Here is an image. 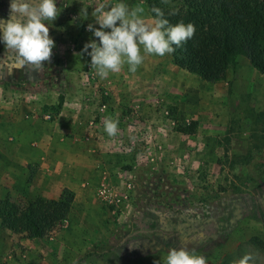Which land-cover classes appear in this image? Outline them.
<instances>
[{
	"label": "rangeland",
	"instance_id": "obj_1",
	"mask_svg": "<svg viewBox=\"0 0 264 264\" xmlns=\"http://www.w3.org/2000/svg\"><path fill=\"white\" fill-rule=\"evenodd\" d=\"M117 2L142 3L146 19H154L150 3L162 0H56L60 15L47 26L66 20L98 28L94 7ZM188 2L162 4L169 15L182 13ZM9 12L10 0H0V19ZM49 34L58 55L61 38ZM2 51L0 41V57ZM151 56L143 62L155 72L145 81L150 93L141 96L145 122L136 108L111 107L119 121L116 136L104 131L102 117L93 119L96 128L85 126L106 136L99 144L79 142L72 125L49 143L52 129L44 125L56 119L64 96L38 113L27 106H39L44 96L15 94L11 80L21 73L0 72V208L56 198L65 188L76 197L41 236L0 224V264H164L169 248L184 245L208 264H232L250 252L264 264V73L236 55L223 79L208 82L175 65L171 55ZM55 63L45 64L32 87L43 77L51 85L75 76L56 72ZM92 81L97 83L87 75L84 84ZM91 97L72 96L68 103L87 106ZM26 120L38 125L32 136Z\"/></svg>",
	"mask_w": 264,
	"mask_h": 264
},
{
	"label": "clouds",
	"instance_id": "obj_2",
	"mask_svg": "<svg viewBox=\"0 0 264 264\" xmlns=\"http://www.w3.org/2000/svg\"><path fill=\"white\" fill-rule=\"evenodd\" d=\"M170 0H162L169 4ZM85 18L87 9H83ZM142 3L129 5L124 2L114 4L99 3L92 16L98 28L88 25V31L98 38L90 40L83 52L91 57L90 68L101 79L110 73H119L124 66L135 73L143 64L146 55L164 57L176 52L187 41L193 39L196 27L193 23L179 21L170 23L160 7L150 11L154 19L149 23ZM56 0H10L9 18L0 19V41L5 54L0 58V71L9 75L16 70H26L38 74L51 63L54 40L50 37L48 22L60 15ZM173 10L169 15H175ZM91 49V51H89ZM104 131L109 137L117 135L118 119L107 116L103 120ZM163 218V213H156ZM257 255L246 253L232 264H256ZM164 264H208L205 256L197 254L195 248L184 245L168 249Z\"/></svg>",
	"mask_w": 264,
	"mask_h": 264
},
{
	"label": "trees",
	"instance_id": "obj_3",
	"mask_svg": "<svg viewBox=\"0 0 264 264\" xmlns=\"http://www.w3.org/2000/svg\"><path fill=\"white\" fill-rule=\"evenodd\" d=\"M188 1V8L175 15H168L162 3H150V9L160 7L170 23L182 20L196 27L193 39L171 54L175 65L214 82L224 78L232 57L240 55L264 73V0ZM72 200L73 193L63 189L57 199L39 198L21 206L9 203L0 208V224L11 229L17 224L41 236L65 217Z\"/></svg>",
	"mask_w": 264,
	"mask_h": 264
},
{
	"label": "crops",
	"instance_id": "obj_4",
	"mask_svg": "<svg viewBox=\"0 0 264 264\" xmlns=\"http://www.w3.org/2000/svg\"><path fill=\"white\" fill-rule=\"evenodd\" d=\"M147 21L151 23L153 21V18H148ZM87 29L88 26H74L72 22H67L66 20H62L60 26L49 29V33L56 31L61 38L58 39L60 48V50H58L59 54L55 56L52 55L51 62L55 61L57 63V65L53 66V68L55 67L56 72L59 71L58 73H65V71L68 70V74H73L75 76H68L67 78V75L64 74L66 76L55 78L56 80L54 81V84L51 85L45 82V79L43 77L42 84H40L39 87L35 88L32 87V84L34 80L37 79L39 74L42 75L43 71L38 74H30L26 70H16L17 74L21 73V76H19V78L16 77L15 79L11 80V82H17L16 84H18L17 86L15 84L13 88L15 89V94L21 93L20 90H22L24 92H35L37 95L40 94L41 96H44L43 102L40 103L39 106H27L29 109H34L38 113H41L42 108H45L44 104L48 106L54 103V97L56 100L57 96H64L60 111L56 119L52 123L44 125V127L49 128V132L50 128L52 129V134H50L49 136V143L51 144L53 143V141L55 142V140L60 136V133L63 132L69 125H72L73 129L76 130L75 132L78 134L77 137L79 138V142L88 141L91 144H99L101 142H104L106 140L105 135L97 133V129L95 130L89 128L87 131L85 126L88 122L89 124H92L94 128H96L98 125L93 122V119L95 117H102L103 119L101 121H103L105 117L110 116L111 107H114L119 111H131V109L136 108V110H138V113L141 112L139 114L141 118H143V122H145V116L143 115L145 105L142 102L141 96L150 93L146 91L148 90V88L145 86V81L147 82L155 75L154 70L151 68L152 66L145 68V65L142 64L135 73H131L128 71V67L125 65L121 72L110 73L107 78L101 79L98 75L95 74V71L90 68L91 57L88 56L87 53H84L82 51L86 43H88L90 40H96V37L93 35V33L91 31H88ZM68 42H72L71 44L74 45V52L72 54L66 52L65 47L70 46V43ZM89 51H91V49H89ZM4 54L5 52L3 53L2 51L3 56ZM3 56H1L0 58H3ZM146 58L151 59L152 56L146 55L144 61L146 60ZM0 72L2 73L3 71ZM87 75H89V78H91V80L96 78L97 83L92 81V83L90 82L92 85L89 83L91 86H86L84 84V79L87 78ZM98 83L101 84L102 89L98 86ZM86 94L92 96L90 100L85 102L86 104H88V109L84 103H82V105L80 104V106L77 105L80 102H73V104L68 103L70 102V97H79ZM101 94L106 95L108 98L104 96V99L100 100ZM100 110H102L104 113L98 114ZM125 117L132 119L129 113ZM136 117H138V115ZM26 128L29 130L32 136V131L38 130V125L36 123H33L32 120H30L29 122L28 120H26ZM86 132H90L89 135H86ZM25 138L26 136L24 135L21 139L25 140ZM40 138H42V136H40ZM48 145L52 146L50 144ZM49 148L50 147H46V152L44 154L46 157H50V151H47L49 150ZM62 190L63 189H61V191ZM61 191L56 198L50 199H57L61 194ZM70 191L73 193L72 190ZM75 198L76 197L73 193L72 202L75 200Z\"/></svg>",
	"mask_w": 264,
	"mask_h": 264
}]
</instances>
